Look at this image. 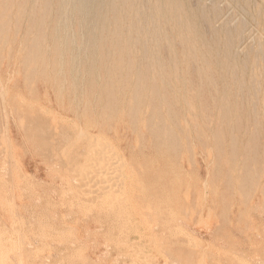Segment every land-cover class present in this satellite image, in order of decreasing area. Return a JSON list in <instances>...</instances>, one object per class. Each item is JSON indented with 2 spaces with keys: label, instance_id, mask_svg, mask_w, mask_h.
<instances>
[{
  "label": "rangeland",
  "instance_id": "rangeland-1",
  "mask_svg": "<svg viewBox=\"0 0 264 264\" xmlns=\"http://www.w3.org/2000/svg\"><path fill=\"white\" fill-rule=\"evenodd\" d=\"M4 1L0 264H264V0Z\"/></svg>",
  "mask_w": 264,
  "mask_h": 264
},
{
  "label": "bare ground",
  "instance_id": "bare-ground-1",
  "mask_svg": "<svg viewBox=\"0 0 264 264\" xmlns=\"http://www.w3.org/2000/svg\"><path fill=\"white\" fill-rule=\"evenodd\" d=\"M6 1V0H5ZM4 1V2H5ZM10 0H8V2H9ZM41 1V0H40ZM47 1V0H46ZM37 2V1H36ZM42 2V1H41ZM72 2V1H71ZM25 3V2H24ZM39 3V2H38ZM44 3H45V5H46V2H45V0H44ZM27 4H28V2H27ZM26 4V5H27ZM34 5L36 6V5H38V4H35V2H34ZM38 6H40V5H38ZM41 7H42V5H41ZM48 9H49V12H50V8H49V5H48V7H47ZM39 9V8H38ZM44 9V8H43ZM75 9V8H74ZM61 10V9H60ZM73 10V9H72ZM36 11H38L37 10V7H36ZM42 11H44V10H42ZM41 11V12H42ZM48 12V11H47ZM2 13V12H1ZM10 13V12H9ZM43 13V12H42ZM38 14V13H37ZM43 15V14H42ZM67 16V15H66ZM62 17V16H61ZM41 19V18H40ZM66 20V19H65ZM75 20V19H74ZM42 21V20H41ZM43 21H44V18H43ZM65 22V21H64ZM83 23V22H82ZM59 26V25H58ZM131 26V25H130ZM115 27V26H114ZM132 27V26H131ZM59 28V27H58ZM118 31H119V25H118ZM116 28V29H117ZM65 29V28H64ZM113 29V28H112ZM115 28H114V31L116 30ZM123 29V28H122ZM125 29V28H124ZM123 29V30H124ZM123 30H122V32H120V34L122 33L123 34ZM113 31V30H112ZM131 31V30H130ZM208 31V30H207ZM103 32V31H102ZM115 34H116V32H114ZM118 33V32H117ZM104 34V33H103ZM117 35V34H116ZM129 35V34H128ZM104 36V35H103ZM125 36V35H124ZM74 37V36H73ZM82 37V36H81ZM130 37V39H131V36H129ZM6 39V38H5ZM66 40V39H65ZM116 40H118V39H116ZM120 42H121V39L119 40ZM127 41V40H126ZM117 42V41H116ZM120 42H118V43H120ZM75 43V42H74ZM64 44L66 45V42H64ZM104 45V44H103ZM36 46V45H35ZM107 46V45H106ZM105 45H104V48L106 47ZM129 46V45H128ZM87 47V46H86ZM101 47H102V45H101ZM136 47V46H135ZM78 48V47H77ZM103 48V47H102ZM129 48H130V46H129ZM125 49H127V48H125ZM135 51V50H134ZM86 52V51H85ZM85 52H84V54H85ZM122 53V52H121ZM120 53V54H121ZM130 53H131V50H130ZM87 55V54H86ZM122 55V54H121ZM117 56V55H116ZM123 56V55H122ZM74 62V61H73ZM108 62V61H107ZM112 62H114V61H112ZM62 63V62H61ZM114 63H116V62H114ZM112 65H113V63H111ZM167 64H169L168 62H167ZM185 64V63H184ZM163 65H164V63H163ZM165 66V65H164ZM184 66V65H183ZM75 67V66H74ZM113 67V66H112ZM111 67V68H112ZM186 68H187V66L185 67V70H186ZM144 69H146V68H144ZM184 69V68H183ZM190 69H191V67H190ZM73 70V69H72ZM194 70H196L195 68H194ZM142 72V71H141ZM194 72H196V71H194ZM187 73V72H186ZM191 73H193V72H191ZM112 74H113V72H112ZM184 74V73H183ZM188 74V73H187ZM190 74V73H189ZM198 74V73H197ZM197 74H196V76H197ZM58 75V74H57ZM121 75V74H120ZM131 75V74H130ZM144 75V74H143ZM108 76V75H107ZM167 76V75H166ZM165 76V77H166ZM188 76V75H187ZM193 76H195V75H193ZM201 76V75H200ZM156 77H157V75H156ZM199 77V76H198ZM202 77V76H201ZM114 78V77H113ZM112 78V79H113ZM177 78V77H176ZM195 78V77H194ZM194 78H193V80H194ZM103 79V78H102ZM120 79H121V77H120ZM159 79V78H158ZM166 79H168V77H166ZM188 79V78H187ZM74 80H76V79H74ZM171 80V79H170ZM107 81V80H106ZM176 81H177V79H176ZM194 81H196V80H194ZM193 81V82H194ZM199 81H200V79H199ZM113 82V81H112ZM171 82V81H170ZM192 82V81H191ZM198 82V81H197ZM201 82V81H200ZM203 82V81H202ZM114 83V82H113ZM177 83V82H176ZM197 84V83H196ZM203 84V83H202ZM162 85V84H161ZM172 85V84H171ZM193 85V84H192ZM173 86V85H172ZM187 87H189V85L187 86ZM190 88V87H189ZM205 90L203 89V91L202 92H204ZM166 92V91H165ZM168 93V92H167ZM205 94V93H204ZM167 95H169V94H167ZM207 95V94H206ZM203 96V95H202ZM169 97V96H168ZM192 99H193V97H192ZM205 99V98H204ZM209 99V98H208ZM168 100V99H167ZM206 100V99H205ZM205 103H206V101H205ZM4 106V105H3ZM176 110H177V108H176ZM174 113V112H173ZM177 113H178V111H177ZM179 114V113H178ZM170 116V115H169ZM263 124V123H262ZM78 129V128H77ZM256 133V132H255ZM80 135H82L83 136V134L81 133ZM81 136V137H82ZM89 136H91V135H89ZM86 137L88 138V136L86 135ZM85 137V138H86ZM93 137V136H92ZM86 138V139H87ZM96 140V139H95ZM87 141V140H86ZM91 141V140H90ZM92 143H93V141H91ZM90 142V143H91ZM97 142V141H96ZM91 143V144H92ZM101 143V142H100ZM106 143H108V142H106ZM96 143H94V146H92L93 148L91 149V148H87L86 150H88V149H91L90 150V152H88V155H87V157H84L85 159L84 160H78V161H73V163L74 164H78V169H79V171L81 172V173H83V179L84 180H88V181H90V180H92L91 179V174H93V173H98V174H105V177L104 178H108V176H109V174H108V172H106V171H103L102 173H101V171H100V169L103 167V165L108 161V159H109V156H110V145H103V144H99V145H95ZM111 144V143H110ZM89 147H91V146H89ZM85 154V153H84ZM81 158V157H80ZM72 163V164H73ZM76 166V165H75ZM86 170H88V174H87V171ZM73 171H75V170H73ZM79 173V172H78ZM73 175H74V173H73ZM75 178V177H74ZM116 180V179H115ZM66 181V180H65ZM98 183V182H97ZM92 187V186H91ZM97 187V186H96ZM100 188V187H99ZM78 189V188H77ZM80 190V189H79ZM78 191V190H77ZM101 191V190H100ZM79 193H80V191H78ZM80 194H82V193H80ZM84 194V193H83ZM108 195V194H107ZM118 195V194H117ZM83 197V196H82ZM89 197H91V195H89ZM104 197V196H103ZM84 198V197H83ZM72 201V200H71ZM117 201H119V200H117ZM138 234V233H137ZM136 235V234H135ZM135 237V236H134ZM145 237H147V236H145ZM144 237V238H145ZM122 238V237H121ZM150 238V237H149ZM151 239V238H150ZM134 240V239H133ZM146 240V239H145ZM22 243V242H21Z\"/></svg>",
  "mask_w": 264,
  "mask_h": 264
}]
</instances>
